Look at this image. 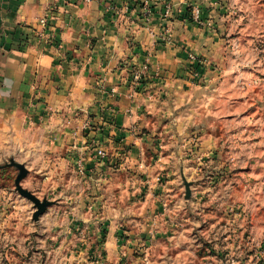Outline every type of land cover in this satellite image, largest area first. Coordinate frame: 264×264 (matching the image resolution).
Listing matches in <instances>:
<instances>
[{"label": "crops", "instance_id": "obj_1", "mask_svg": "<svg viewBox=\"0 0 264 264\" xmlns=\"http://www.w3.org/2000/svg\"><path fill=\"white\" fill-rule=\"evenodd\" d=\"M208 1L0 0V134L41 128L54 139L59 162L85 155L93 175L80 182V194L89 183H108L111 174L108 163H96L95 156L93 161V143L124 154L116 168L117 175L125 173L121 189L130 185L129 197L146 201L134 200L126 209L151 203V213L170 216L175 174L187 176L193 163L185 157L170 164L164 154L157 162L154 137L168 152L172 146L186 152L194 136L203 156L221 151L236 113L228 104L234 95L222 91L250 68L234 60L240 57L235 43L225 47L221 39L226 32L246 31L239 26L244 18L223 16L225 8L234 9L224 3L209 16ZM192 2L202 11L199 21L188 22L180 14ZM43 18L48 26L39 37ZM208 18H214L211 30ZM190 53L201 64L199 79L189 72ZM136 70L144 74L142 84L133 80ZM163 173L168 179L158 183Z\"/></svg>", "mask_w": 264, "mask_h": 264}, {"label": "rangeland", "instance_id": "obj_2", "mask_svg": "<svg viewBox=\"0 0 264 264\" xmlns=\"http://www.w3.org/2000/svg\"><path fill=\"white\" fill-rule=\"evenodd\" d=\"M207 3L209 16L217 4L234 6L231 12L225 8L223 16L231 20L243 17L239 26L247 28L221 35L225 47L230 41L235 43L232 47L240 57L234 60L250 67L240 77L231 78L222 91L224 96L235 97L228 103L235 105L236 113L226 146L203 156L199 137L194 136L186 152L177 151L175 146L168 152L159 148L164 142L154 137L157 162L162 163V154L169 157L170 164L183 163L186 157L193 167L187 176L175 174L170 216L151 213V203L152 210L140 204L144 208H135L138 214H132L128 206L146 201L130 198V185L121 189L119 182L125 173L117 175L116 168L124 154L113 155V151L92 142L93 161L97 158L96 163H108L111 174L108 183L105 179L101 184L89 183L80 194V182L93 175L85 155H72V163L59 162L62 156L55 149L54 139L41 128L24 134L17 129L5 134L2 131L0 264H264V0ZM200 5L190 3L180 17L199 21L200 15L196 19L194 10L201 13ZM208 19L209 29L214 18ZM243 48L246 55H241ZM188 60L192 61L189 72L199 79L197 57L190 53ZM226 60L229 66L233 62ZM139 71H134L133 80ZM143 78L144 74L136 83L142 84ZM249 114L252 118L247 121ZM85 130L89 134L93 126L85 124ZM12 164L27 170L20 186L41 202L50 203L37 220L35 204L18 191L20 170ZM79 165H83L82 170ZM166 176L160 174L157 182L166 183ZM186 182L191 185L189 199ZM123 211L128 214L123 216Z\"/></svg>", "mask_w": 264, "mask_h": 264}, {"label": "water", "instance_id": "obj_3", "mask_svg": "<svg viewBox=\"0 0 264 264\" xmlns=\"http://www.w3.org/2000/svg\"><path fill=\"white\" fill-rule=\"evenodd\" d=\"M14 166H16L19 170H20V175L18 176L17 180H16V184H17V188H18V191L19 193L27 198L28 200L32 201L36 208H37V212L35 213L34 217L35 219L37 220L38 217L40 215H42L46 208L50 205V203L47 201V200H44L43 202H41L35 195H33L31 192L27 191V190H24L21 186H20V181L26 176L27 174V170L25 169V167L23 165H19V164H12ZM186 185V190H187V199L190 198V194H191V191H190V184L189 183H185Z\"/></svg>", "mask_w": 264, "mask_h": 264}, {"label": "built area", "instance_id": "obj_4", "mask_svg": "<svg viewBox=\"0 0 264 264\" xmlns=\"http://www.w3.org/2000/svg\"><path fill=\"white\" fill-rule=\"evenodd\" d=\"M91 0H87V2H90ZM148 15H150V11L147 12ZM199 15H200V10L199 9H195L194 10V16L196 19H199ZM39 24L43 27V31L41 33H39V37H45L46 35V30H47V26H48V22H47V19L46 18H43L39 21ZM143 76V72L139 71L138 73H136L135 77H134V80L135 82H138L140 81V79L142 78ZM80 167V170L83 169V165H79Z\"/></svg>", "mask_w": 264, "mask_h": 264}]
</instances>
